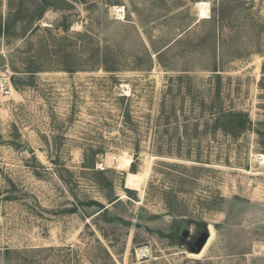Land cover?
<instances>
[{
  "label": "rangeland",
  "instance_id": "obj_1",
  "mask_svg": "<svg viewBox=\"0 0 264 264\" xmlns=\"http://www.w3.org/2000/svg\"><path fill=\"white\" fill-rule=\"evenodd\" d=\"M71 1L0 0V264H264V0Z\"/></svg>",
  "mask_w": 264,
  "mask_h": 264
},
{
  "label": "trees",
  "instance_id": "obj_2",
  "mask_svg": "<svg viewBox=\"0 0 264 264\" xmlns=\"http://www.w3.org/2000/svg\"><path fill=\"white\" fill-rule=\"evenodd\" d=\"M81 1H85V0H81ZM213 14L212 16L210 17L213 18L215 20H217L218 23L222 22L225 18V15H226V11H225V6H224V0H214V3H213ZM218 4V5H217ZM217 8V9H216ZM42 13H43V9H42ZM12 22L11 21H8L5 23V27L3 25L2 22H0V34H2L4 32V30L6 31H9L10 30V27H11V24ZM65 30H68V26H66ZM33 32V31H32ZM79 35H82V34H79ZM56 38H54L55 40ZM64 40L67 39V37H64L63 38ZM154 45V44H153ZM57 49L54 50V52H50V54L52 55H55L56 57H58L63 63H67L66 61L70 60L73 56H72V53L69 52V48L66 47V49L64 50L60 45L59 46H56ZM117 47V46H116ZM104 48V47H103ZM101 49V48H98V49H94L92 48V54L93 56H95V54L98 52V55L99 57H101V63L103 64V67L105 69H107V71L109 72H112V73H116V71H118V68L116 66L117 62H116V58L118 56V50H115V51H112L109 47H105L104 49ZM159 52V51H158ZM165 50L164 51H161L157 54V57H159V59L161 60V57L162 55L164 54ZM49 53V52H48ZM148 53V56L151 57V54L149 52ZM67 71L69 72H74L76 71L75 69L71 68V67H66ZM40 71L39 68H29L27 72H31L32 74L36 73ZM263 72H264V67H263ZM125 115H126V118L128 119V116H127V112H125ZM234 120H235V116L231 115L230 113H226V112H222L221 114H219V116L216 118V120L214 121V124H213V129L214 130H218V129H223L225 131H229V130H232L234 129V126H233V123H234ZM127 123V121H126ZM137 158V157H136ZM135 162L134 161L132 163V171H136V168H135ZM103 170H99V172H103ZM118 197H112L110 198V202H113L115 200H117ZM100 208L99 210L100 211H105L107 210V207L104 203L102 202H96Z\"/></svg>",
  "mask_w": 264,
  "mask_h": 264
},
{
  "label": "bare ground",
  "instance_id": "obj_3",
  "mask_svg": "<svg viewBox=\"0 0 264 264\" xmlns=\"http://www.w3.org/2000/svg\"><path fill=\"white\" fill-rule=\"evenodd\" d=\"M201 4H202V9L200 11L201 12L200 16L204 18V17H207V13H208L207 8H208L209 3L208 2H202ZM12 91H14V87L12 88ZM12 91H11V93H12ZM110 158H109L110 162H113V164H115L116 167H118V168H126L127 169L133 162V158L130 155L111 156ZM148 174H149L148 169L144 172L129 171V173L127 175V185L131 186V187L139 188L141 183L143 182L144 178L146 176H148ZM210 229H211V236H210L209 240L207 241V243L205 244V246L203 247L202 251L197 254L199 256L201 254L203 255V253L207 249L209 243L211 242V239L213 238L214 230L212 229V227Z\"/></svg>",
  "mask_w": 264,
  "mask_h": 264
},
{
  "label": "water",
  "instance_id": "obj_4",
  "mask_svg": "<svg viewBox=\"0 0 264 264\" xmlns=\"http://www.w3.org/2000/svg\"><path fill=\"white\" fill-rule=\"evenodd\" d=\"M46 4H51L53 5L56 9H61V10H66L70 11L75 7V4L71 0H43ZM246 124V119L244 117H241L238 121V125L241 127H244ZM184 237L189 235V230L184 231ZM183 237V239H184ZM210 238V233L209 232H203L198 240L196 241L195 245L193 246V249L196 252H201L205 244ZM137 252L139 256L142 258H148L150 256L149 252V246L144 244L139 247H137Z\"/></svg>",
  "mask_w": 264,
  "mask_h": 264
},
{
  "label": "built area",
  "instance_id": "obj_5",
  "mask_svg": "<svg viewBox=\"0 0 264 264\" xmlns=\"http://www.w3.org/2000/svg\"><path fill=\"white\" fill-rule=\"evenodd\" d=\"M13 84L11 81V76L8 72L0 73V92L11 94Z\"/></svg>",
  "mask_w": 264,
  "mask_h": 264
}]
</instances>
